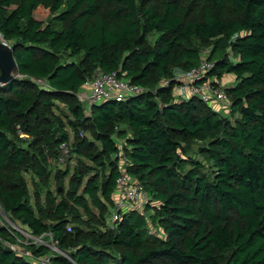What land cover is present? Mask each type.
<instances>
[{"label": "trees", "instance_id": "obj_1", "mask_svg": "<svg viewBox=\"0 0 264 264\" xmlns=\"http://www.w3.org/2000/svg\"><path fill=\"white\" fill-rule=\"evenodd\" d=\"M37 11L53 17L44 25ZM0 33L20 75L0 86L8 218L50 235L74 264H264V0H0ZM204 50L208 76L235 79L229 118L173 95L174 73L197 68ZM97 70L146 92L86 110L77 93ZM71 134L77 163L55 196L51 178L62 185L70 169L53 163ZM192 142L201 160L186 155ZM122 173L152 213L125 211L109 228ZM24 174L43 185V202L37 191L31 203ZM150 219L161 236L148 234ZM0 264L31 263L0 245ZM52 264L72 263L55 253Z\"/></svg>", "mask_w": 264, "mask_h": 264}, {"label": "built area", "instance_id": "obj_2", "mask_svg": "<svg viewBox=\"0 0 264 264\" xmlns=\"http://www.w3.org/2000/svg\"><path fill=\"white\" fill-rule=\"evenodd\" d=\"M0 44L11 49L12 43L7 41L0 33ZM207 50L201 52V59L197 68H193L187 72H175L173 79L175 81V90L173 93L181 101L196 98L209 107L216 108L217 111L228 109L226 89L221 79L215 76H208L207 73L212 69L213 64L206 60ZM169 80H163L160 86L167 87ZM146 90L138 85L131 84L127 79H123L118 72L103 73L99 70L88 79L82 90L77 93V97L84 109L89 110L93 105H99L105 101L121 102L126 98L135 97L145 93ZM220 109V110H219ZM230 109V108H229ZM24 135L20 134V137ZM119 142V141H118ZM70 144H62L59 147L58 163H66L69 154ZM121 165H126V158L123 154H118ZM117 191L114 201V207L111 211L110 227L116 221L121 219L122 213L129 210H138L144 212L145 206L149 203L148 196L138 183H133L124 173L116 181ZM125 200L129 204H125ZM151 205V203H150ZM5 230L8 235L13 236L14 242L7 240L0 232V245L10 249L18 257L30 262L31 264H51V260L47 256L39 257L28 249L27 245L42 244V236L34 237L29 231L24 232L19 228L13 227L8 217L4 214L0 206V231ZM20 233L22 239H19L14 232ZM148 234H152V229H148ZM16 242L21 243L25 247L18 249Z\"/></svg>", "mask_w": 264, "mask_h": 264}, {"label": "rangeland", "instance_id": "obj_3", "mask_svg": "<svg viewBox=\"0 0 264 264\" xmlns=\"http://www.w3.org/2000/svg\"><path fill=\"white\" fill-rule=\"evenodd\" d=\"M53 16H50L48 12L46 11H37L34 13V18L35 19H38L40 21H43V24L45 25L46 23L49 22V20L52 18ZM125 79V78H123ZM233 79V80H232ZM234 77L233 76H230V75H225L221 82H222V85L223 86H226V87H230L234 84ZM175 90H173L172 92H174ZM174 95V93H173ZM174 97H177L176 95H174ZM228 100V103H230L229 99L227 98ZM230 108V107H229ZM225 109V110H222L223 108H220L219 110L220 111H217L220 115L226 117V118H229L230 117V109ZM55 114L56 115H59V116H62L63 114H68L66 108L64 105L62 104H57V109L54 110ZM69 131V130H68ZM25 136V135H24ZM69 144L72 146V134L70 135V142ZM202 143L201 142H192L189 144L188 148H187V156L192 158V157H196L198 159L201 160V157H199L197 155V150H198V147L201 145ZM70 147V146H69ZM71 148H69V152H70ZM71 156V157H70ZM70 157V158H69ZM69 159V160H68ZM68 159L66 161V163L64 164H60L57 162V165L55 163H53V173H55L57 170H61L63 171L66 167V165L69 167L70 169V173L67 177L64 178L63 180V183L62 185H58V181H56L53 177L51 178L50 182H49V190L50 192L52 193V195H55L57 196V189H60V192H66L67 188H68V184H69V178L70 176L72 175V171L77 163V158L75 156H72L71 153L68 154ZM24 179H25V182H26V185H27V188H28V191L30 193V196H31V203H34V200H35V193L38 191L39 192V196H40V201L43 202L44 200V197H45V194H46V190L44 189L43 185L41 183H38V179L31 175V174H24ZM152 207H154L156 205V202L152 201L150 202ZM125 204H129V201L128 200H125ZM145 210V209H144ZM128 211H130L128 209ZM142 213V212H140ZM151 210H147L143 212V216L144 217H149V215L151 214ZM110 217L111 215H109L108 219H107V225L109 226L111 223H110ZM10 220V222L13 224V227L15 228H19V230L21 231H24V232H27L28 230L24 227H22L20 224H18L17 222H14L12 221L10 218H8ZM70 227V225L67 226V229ZM110 227V226H109ZM83 230H87V228L85 226H82ZM152 229V234L151 235H160L161 236V233L160 231L158 230V227L156 224H153L151 219L150 221L147 220V229ZM14 232V231H13ZM14 234L17 235V237L19 239H22V235H20V233H17L14 232ZM16 245L18 246V249H22L23 247H25L24 245H22L21 243L19 242H16ZM32 245V244H31ZM33 246L35 247H38V246H44L48 249L46 255L44 256H47L50 258L51 260V264H52V258L54 257V254H58V255H61L63 256L64 258H66L67 260H69L72 264L73 261L70 259L69 255L66 253V252H61L59 251L57 248V244L56 242L53 241V239L51 238L50 235H45V236H42V244L38 245V244H33ZM73 251V248H70L68 249L67 251ZM39 257H42V256H39Z\"/></svg>", "mask_w": 264, "mask_h": 264}, {"label": "water", "instance_id": "obj_4", "mask_svg": "<svg viewBox=\"0 0 264 264\" xmlns=\"http://www.w3.org/2000/svg\"><path fill=\"white\" fill-rule=\"evenodd\" d=\"M12 50L0 44V86L19 78Z\"/></svg>", "mask_w": 264, "mask_h": 264}, {"label": "crops", "instance_id": "obj_5", "mask_svg": "<svg viewBox=\"0 0 264 264\" xmlns=\"http://www.w3.org/2000/svg\"><path fill=\"white\" fill-rule=\"evenodd\" d=\"M222 80V79H221ZM233 80V79H232ZM235 80V79H234Z\"/></svg>", "mask_w": 264, "mask_h": 264}]
</instances>
